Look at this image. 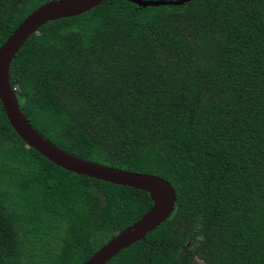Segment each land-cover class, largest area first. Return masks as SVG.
I'll use <instances>...</instances> for the list:
<instances>
[{
    "label": "trees",
    "instance_id": "1",
    "mask_svg": "<svg viewBox=\"0 0 264 264\" xmlns=\"http://www.w3.org/2000/svg\"><path fill=\"white\" fill-rule=\"evenodd\" d=\"M51 1L0 0V47ZM9 74L43 138L174 189L107 264H264V0H104L42 26ZM151 205L27 148L0 103V264H84Z\"/></svg>",
    "mask_w": 264,
    "mask_h": 264
},
{
    "label": "water",
    "instance_id": "2",
    "mask_svg": "<svg viewBox=\"0 0 264 264\" xmlns=\"http://www.w3.org/2000/svg\"><path fill=\"white\" fill-rule=\"evenodd\" d=\"M104 0H54L41 5L16 28L0 47V103L6 118L27 148L35 150L57 167L117 186L147 193L152 205L134 224L115 235L84 264H107L122 250L145 238L170 217L176 194L170 183L162 178L115 169L75 157L43 138L23 115L16 91L10 82V66L20 48L49 22L82 15L99 6ZM140 8L182 6L191 0H125Z\"/></svg>",
    "mask_w": 264,
    "mask_h": 264
}]
</instances>
